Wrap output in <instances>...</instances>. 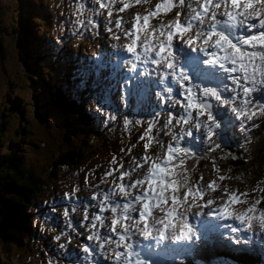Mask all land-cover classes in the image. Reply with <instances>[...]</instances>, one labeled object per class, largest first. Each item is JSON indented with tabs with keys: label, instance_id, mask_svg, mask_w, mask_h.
Listing matches in <instances>:
<instances>
[{
	"label": "snow or ice",
	"instance_id": "6c2138e0",
	"mask_svg": "<svg viewBox=\"0 0 264 264\" xmlns=\"http://www.w3.org/2000/svg\"><path fill=\"white\" fill-rule=\"evenodd\" d=\"M74 2L77 35L99 29L96 17L105 12L106 31L113 32L112 17L117 14L114 27L129 41L117 49L126 53L121 65L135 73L117 81L121 97L136 90L151 98L154 92L158 107L136 142H143L144 154L131 157L127 167L124 156L132 148L121 149L119 160L113 155L112 167L101 177V183L111 178L109 188L94 186L98 191L87 200L76 195L78 186L64 193L65 227L87 242L81 244L83 255L69 254L66 244L59 248L65 249L68 264H176V245L193 237L185 214L193 206L215 205L204 196L208 189L218 188L215 181L205 186L203 175L193 183L196 164L189 166V161L223 152L224 133L232 126L246 133L259 127L258 121L264 118V0H158L146 14H134L131 27L119 13L151 0H92L93 7L87 0ZM118 3L121 7L116 8ZM177 7L181 11L175 19L152 23ZM86 11L91 15L81 18ZM113 38L119 40L120 36L113 33ZM96 111L105 114L106 121L116 119L102 103ZM165 111L167 119L163 118ZM124 123L127 127L131 122L125 118ZM167 136L170 141L164 139ZM154 145L162 149L155 156L149 154ZM211 159L215 161V157ZM226 178L230 177H218L221 181ZM225 195L227 199L215 207L217 219H234L245 232L255 233L258 226L264 234V209L259 207L264 204V187L252 188L251 201L248 191L229 193L225 189ZM81 204L84 215L77 227L70 213ZM239 204L246 205L243 211L230 210ZM52 211H56L55 205ZM80 228L88 232L86 237ZM62 235L53 239L60 241Z\"/></svg>",
	"mask_w": 264,
	"mask_h": 264
},
{
	"label": "trees",
	"instance_id": "16d2710c",
	"mask_svg": "<svg viewBox=\"0 0 264 264\" xmlns=\"http://www.w3.org/2000/svg\"><path fill=\"white\" fill-rule=\"evenodd\" d=\"M73 1L67 0L63 4L70 5L66 9L67 12L76 10ZM14 7V16L9 26L12 25L15 32L18 61L21 64L20 68L23 69V84L28 87L30 100L34 103L35 111L31 119L32 117L34 121L45 120L47 117L53 119L58 133L54 139H48L47 150L40 147L37 144V135L30 130L31 120L20 109L21 120L27 123L14 130L17 136L2 145L3 151L0 148V264H9L3 260L4 256L6 258L8 246L11 247L10 253L16 261L19 258L28 261L30 257L50 256L68 264V259L59 256L60 252L65 250L59 248V245H68L69 235L72 238L79 234L65 227L66 218L63 212L66 202L60 200L61 194L64 193H56V188L62 185L67 188L72 181L75 187L79 188L76 193L78 196L79 192L83 191L79 185L82 177L87 176L89 181L95 172H99L98 169L102 165H110L109 158L114 154L118 160L120 159L123 155L120 153L121 149L126 151L132 130L129 127L123 128L121 121L127 113L135 109L136 102L133 94L128 95L125 99V109L120 110L117 103L118 95L107 93L106 103L109 105L106 112L115 114L116 119L106 121L105 114L97 115L85 105L83 99L72 93L70 86L75 82L84 86L85 94L99 92L100 85H86L91 75L98 73L102 66L88 65L90 56L78 55L75 60L71 58V51L62 41L63 35L67 32L65 27L69 26L73 30L67 43L73 40L80 51L89 52L97 41L96 37L99 36L96 34L97 31H101L103 22L99 17H96L100 22L99 29L92 36L86 35V32L77 35L78 26L73 24L77 15L65 17L63 13V34L57 45L49 36L46 40L40 36V33L45 36L42 29L48 27L51 34L49 15L40 0H15ZM89 15L91 13L86 11L81 18H87ZM9 26L1 25V28L6 29ZM54 49L58 54L52 53ZM47 55H55L58 63L48 61ZM16 80L22 84L19 77ZM13 98L16 99V96ZM259 122L260 130L256 131L254 136L259 133L264 135V118ZM3 125L4 121L1 120L0 133ZM227 147L229 152L238 158L233 159L227 153H222L221 160L240 172L245 181H249L251 176L247 159L228 143L225 149ZM91 155L101 156V159L95 165H88L83 171L86 163L91 161ZM262 163L261 182H264V157ZM102 176L97 174V177ZM83 181L86 185L85 179ZM261 187H264V183H261ZM84 200H87V197ZM54 205L55 212L52 211ZM259 207L264 209V204ZM82 212L83 204L78 211L79 223ZM70 216L77 225L73 213H70ZM48 217L52 219L49 220ZM62 232L60 241L53 239ZM250 233H252L250 237L233 239L230 236L216 235L202 237L186 247L181 261L176 264H208L214 259L230 264H264V255L260 248L262 239L256 237L254 232ZM245 237L249 238V242H245ZM237 239L241 241L238 244L234 242Z\"/></svg>",
	"mask_w": 264,
	"mask_h": 264
},
{
	"label": "rangeland",
	"instance_id": "374dc122",
	"mask_svg": "<svg viewBox=\"0 0 264 264\" xmlns=\"http://www.w3.org/2000/svg\"><path fill=\"white\" fill-rule=\"evenodd\" d=\"M38 1V0H37ZM44 8L47 10V13L49 15V23H50V30L51 34L49 32V27L42 29L43 33H45V36L40 33L41 37H44L45 40L49 36L55 44H59L61 41V36L63 34L62 29V17L63 13L65 17H72L74 14V11L67 12V7L63 4L67 0H40ZM158 2V0H151L148 4H141V5H135L132 4V6L126 10L124 13H119L120 16H123L124 19L128 22L127 27H131V21L132 17L136 13H140L141 15L146 14V10H149L154 7V5ZM14 3L15 0H0V121H4L3 129L0 133V148L1 151H3L2 145L5 144L7 140H10L13 137H16L17 134L14 132L16 128H19L21 124H26L27 122H23L21 120L19 110L21 109L25 115L27 114L29 119L31 120L29 123L31 125V131H34V134L37 135V144L40 147H43L44 149L47 148V141L49 138L54 139L58 133L57 126L55 125V122L53 119L47 117L45 120L40 121H34V117L31 119V115H33L35 108L34 103L30 100V92L28 87L23 84V75L21 64L19 63L18 58V51L15 46V32L14 29L9 24L11 23L12 17L14 16ZM73 3H75L73 1ZM72 3V4H73ZM87 3L89 7H93L92 0H87ZM71 4V5H72ZM116 8L121 7V5L118 3L115 6ZM181 11L179 7L175 8L173 11H171L168 15H162L158 17V19H154L152 21L153 24H160L162 21L167 22L170 20L175 19L176 12ZM106 15L105 12L104 15L97 16L101 19L103 24L100 27L99 36H97V41L92 45V50L89 52L87 51H80L76 46L73 40L70 41V43H67V40L69 39L70 33L73 32V30L66 26L65 30H67L66 34L63 35L64 43L67 44L68 49L71 51V58H75L76 56H90L91 60L88 65L94 66L96 64H99L102 66V68L99 70L98 73L91 75L90 80L88 81L87 85L89 84H98L101 86V90L97 93L93 94H85L84 93V86H82L80 83L75 82L73 83L70 88L73 91V95L78 96L79 98L83 99L85 102V105L97 113V115H102V113L96 111L98 104H103L105 111L107 110V107L109 103L106 101L107 99V93H111L112 95L117 94L118 95V108L120 110L125 109V99L128 96L125 94L123 98L121 97V93L119 90V87L117 86V81L123 80L128 76L135 75V73H131L127 71V68L129 66L127 65H121V58L126 56V53L118 52L117 49L122 48L124 44H127L129 41H127L124 38V35L122 32H119L115 29V19L117 14H113L112 17V26H113V32L106 31ZM65 19V18H64ZM1 25L9 26L6 29H2ZM97 31V29L92 30L90 32H86V35L92 36L93 33ZM113 33H116L120 36L119 40H116L113 38ZM50 34V35H49ZM50 41V40H49ZM115 46V47H114ZM42 47V46H41ZM52 53H57V50H52ZM64 53V52H63ZM58 54V53H57ZM48 61L57 64L58 60L55 55H47ZM66 60V58H65ZM75 60V59H74ZM86 63V62H85ZM17 77L20 78V82L22 84H19L16 80ZM83 80V79H82ZM135 83V81H133ZM61 84V82H60ZM16 96V99L12 97ZM10 99V102H9ZM133 99L136 102V107L131 112L127 113L124 117V119L121 121V126L123 128H131V145H128L126 147V151L129 148H132V152L129 156H124V162L125 167L128 166L131 157H140L144 154L143 149V142H140L137 144V140L139 139V136L141 133L145 131L147 128V121L151 120L152 113L156 110L158 107V101L154 95L151 98H149L147 95H142L138 91H133ZM125 118H127L131 123L126 127L125 126ZM163 118L167 119V112L165 111L163 114ZM140 120L144 122L143 126L136 125V121ZM258 123H260L258 121ZM262 127V126H261ZM260 128H254L250 129L246 133H242L235 126H232L228 131L224 133L223 139H225V142L230 144L231 148L237 149L243 157H245L248 161V170L250 172L251 179L249 181H245L242 177L241 173L233 169L228 163H225L223 160H221L220 156L222 153H227L228 156L233 157L235 155L231 154L229 152V146L224 149L223 152L217 150L215 152H212L209 154L208 158L204 159H198V161H189V165L196 164L195 168H198L192 172V182L199 180L200 176L203 175V184L206 186L210 181H215L216 185H218V188L216 191H212L211 189H208L206 192V195L204 196V200H214L215 205L206 207V208H198L193 206L190 211H188L186 215L187 223L193 230V237L191 241H185L184 244L177 245L176 249L179 252V255L176 256V261L180 260L182 257L183 251L188 247L191 243H194L197 239L201 237H212L213 235H219V236H230V238H236V237H242V236H248L250 237L252 233L245 232L243 227L234 219H217V213L215 215L214 210L215 207L222 204L226 199L227 195H225V189L228 190V192L232 191H238L240 193H243L245 191H248L250 193L249 200L253 198L251 196V190L252 188L261 187V183L258 185V182H261L262 180V158L264 157V135L261 133L254 136V133L256 131H259ZM166 141L171 140V136H167L164 138ZM136 145V147L133 148V145ZM162 149H160L159 145H154L152 149L150 150V155L155 156L157 153L161 152ZM121 153V152H120ZM215 157V161H213L211 158ZM240 158V157H239ZM91 161L86 163L85 168H83V171L88 168V165H95L97 164L98 160L101 159V156H94L91 155L90 157ZM110 160L113 159L109 158ZM241 159V158H240ZM112 165L109 166L102 165L98 170L99 172L94 173V177L89 178L88 184H84L83 180L85 177H82L80 179V187L83 189L82 192H79L78 196L84 200L85 197L89 198L93 194L94 191H98V188L94 187L96 185H99V188L107 189L111 186V178H109L108 183H101V177H97L98 175H103ZM219 169V171L214 170ZM89 171V170H88ZM117 176L119 173L116 174ZM224 175L226 178L223 181L219 180L218 177ZM236 177H239V179H236ZM69 180V178H67ZM70 181V180H69ZM75 187L74 183L71 181L69 186L65 188L64 185L57 186L56 193H66L71 192L72 189ZM256 195H259V192L256 193ZM64 194H61L60 200H63ZM199 200V197H197ZM65 202V201H64ZM203 201H201L202 203ZM246 205L239 204V205H233L230 210L232 211H243ZM78 211L73 213V218L77 221V226L79 227V221H78ZM96 211V209L93 210V212ZM91 214V213H90ZM84 212L81 213V220L83 219ZM219 226V227H218ZM213 227V228H211ZM217 227V228H214ZM238 228L239 231L232 232L231 228ZM80 231L83 232V236L86 237L88 235V232L85 230H82L80 228ZM254 235L256 237H259L262 239L261 243V251L264 255V234H260V230L258 226L255 229ZM84 241L81 235L73 236L71 238V243H68L67 245V252L69 254L72 253H79L80 255H83V253L80 252L81 244ZM56 246V244H54ZM6 248V246H5ZM6 258L3 257V260L9 264H49V261H52V264H66L65 261L56 260L50 256H43V257H30L25 261L24 259L19 258V260H15L14 256L10 253L11 247L6 248ZM259 251V250H258ZM5 253V251L3 250ZM10 253V256H9ZM59 256L64 258L65 260L68 259V257L65 256V250L61 251ZM264 260V257H263ZM208 264H230L223 260L214 259L210 261Z\"/></svg>",
	"mask_w": 264,
	"mask_h": 264
},
{
	"label": "clouds",
	"instance_id": "9594fccd",
	"mask_svg": "<svg viewBox=\"0 0 264 264\" xmlns=\"http://www.w3.org/2000/svg\"><path fill=\"white\" fill-rule=\"evenodd\" d=\"M196 169H198V168H194L193 171L196 170ZM201 238H202V237H201ZM199 239H200V238H199ZM199 239H197L196 241H198ZM196 241H195V242H196ZM191 244H192V243H191ZM191 244H190V245H191ZM190 245H189V246H190ZM189 246H188V247H189Z\"/></svg>",
	"mask_w": 264,
	"mask_h": 264
}]
</instances>
